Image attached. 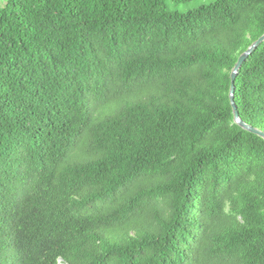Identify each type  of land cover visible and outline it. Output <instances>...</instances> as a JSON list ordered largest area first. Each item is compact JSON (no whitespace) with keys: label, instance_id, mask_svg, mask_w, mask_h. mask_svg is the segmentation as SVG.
<instances>
[{"label":"trees","instance_id":"1","mask_svg":"<svg viewBox=\"0 0 264 264\" xmlns=\"http://www.w3.org/2000/svg\"><path fill=\"white\" fill-rule=\"evenodd\" d=\"M169 2L0 3V264H264V0Z\"/></svg>","mask_w":264,"mask_h":264},{"label":"water","instance_id":"2","mask_svg":"<svg viewBox=\"0 0 264 264\" xmlns=\"http://www.w3.org/2000/svg\"><path fill=\"white\" fill-rule=\"evenodd\" d=\"M264 43V35L261 36L256 42H254L238 59L236 65L231 72V87H230V102L233 109L234 123L241 127L243 130L250 132L251 134L257 135L264 139V132L253 128L245 124L239 115L238 108L235 104V82L242 69L244 63L249 59V57L254 53V51L259 48Z\"/></svg>","mask_w":264,"mask_h":264},{"label":"rangeland","instance_id":"3","mask_svg":"<svg viewBox=\"0 0 264 264\" xmlns=\"http://www.w3.org/2000/svg\"><path fill=\"white\" fill-rule=\"evenodd\" d=\"M214 1L215 0H194L186 4L176 5L173 1L170 0L169 4L172 10H176L180 12H187V11L195 10L201 5L212 3ZM2 2H4V0H0V3Z\"/></svg>","mask_w":264,"mask_h":264}]
</instances>
